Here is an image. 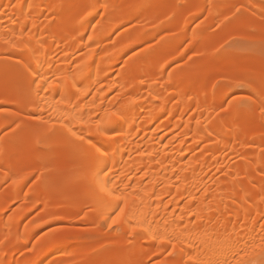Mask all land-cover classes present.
Listing matches in <instances>:
<instances>
[{
    "label": "bare ground",
    "instance_id": "bare-ground-1",
    "mask_svg": "<svg viewBox=\"0 0 264 264\" xmlns=\"http://www.w3.org/2000/svg\"><path fill=\"white\" fill-rule=\"evenodd\" d=\"M28 1L0 0V54L20 53L18 64L13 67V79L0 85L1 97L12 84L15 92L25 93L26 96L23 95L33 106L47 103L53 112L49 120L54 124L49 135L64 138L57 152L71 151V140L81 139L84 164L88 166L92 161L99 160L89 176L96 190L89 199L86 198L84 207L98 205L106 210L107 216L118 211L116 220L119 219L121 228L127 232L139 228L150 247L159 246L155 251L151 249L142 253L132 245L115 247L105 239L83 246L79 242L53 238L52 244H55L40 254L39 261L33 264H42L45 257L61 247H68L69 252L59 264H80L79 255L84 256L90 250L97 252L93 264L117 263L119 251H125V256L138 254L132 264H148L153 256L166 250H171L175 256L172 264H230L241 251L246 254L263 250L264 104L252 105L239 113L240 102H235L225 114L216 115L217 109L224 104L225 90L236 75V67L215 78L205 68L191 78H188L184 67L169 74L166 69L179 59L178 52L187 38L191 40V47L204 49L209 46L203 43L200 33L190 36L187 27L205 13L208 4L212 21L223 19L225 12L233 8H260L264 13V7H259L257 0H173L171 6L170 0H144L136 8L132 7V0H123L117 5L114 0H62L61 3L59 0H34L36 5L32 0L27 5ZM161 1L165 2L156 11V14H166L161 25L153 29L154 32L140 37L133 34L130 43L119 52L107 47L100 53V47H97L99 40L87 35L88 32L93 33L89 31L92 28L94 33H100L96 30L103 19L118 18L120 22H117L118 25L115 23L110 32L112 34L123 23L138 20L143 8L151 9L152 4ZM11 5L14 7L10 8ZM60 9L65 12L44 20ZM151 12L149 10L148 17H152ZM122 17L124 19L119 20ZM183 20L184 24L179 27ZM178 27L176 44H165L166 57L159 68L151 66V56H139L134 58L128 70L129 75L134 76H125L129 79L126 82L128 85H121L119 80L107 82L113 65L121 61V55L126 50L160 30ZM252 35L255 40L264 38V22ZM226 42L228 40L220 41L219 50ZM85 50L90 52L87 57L82 54ZM60 52L64 53L60 56ZM262 64L247 70L264 83ZM93 74L96 75L95 80ZM121 75L124 77L125 73ZM116 90L121 95L130 96V100L109 102L108 96ZM253 91L262 95L264 103V87ZM20 101L21 98L15 95L8 104L18 106ZM97 102L99 116L97 112L86 111L87 107L95 108ZM191 111L198 112L197 118H206L197 122L191 116L186 121L184 133L191 135V144L185 141L175 146L159 134L160 130L174 132L181 129L183 118ZM256 112L261 114L254 121ZM15 115L10 113L4 125L1 124L0 137L3 128L19 122ZM12 137L0 138V166L7 170L1 183L14 180L21 173L19 159H11L10 153L16 149ZM39 139L37 144L30 142L32 147L40 146ZM191 152L198 153L189 159ZM235 154L242 156V162L230 166L229 158ZM109 155L112 157L108 161L106 156ZM108 164L116 176L112 182L109 174L100 175ZM47 165L42 159L18 183L16 192H24L28 181L41 175ZM57 168L52 164L49 176L55 177ZM75 170L74 173L79 174V169ZM67 171L71 172V169ZM221 172H226V179H216ZM78 176L74 177L75 185L84 180V177ZM48 193L44 194L43 202L20 216L18 229L22 228L20 223L23 218L49 202L53 193ZM15 198L2 209L5 221L2 225L7 229L11 226L6 212L17 200ZM32 238L33 234L24 243ZM229 244L232 245L231 250L227 248ZM0 264L13 263L10 258L6 262L0 261Z\"/></svg>",
    "mask_w": 264,
    "mask_h": 264
},
{
    "label": "rangeland",
    "instance_id": "rangeland-1",
    "mask_svg": "<svg viewBox=\"0 0 264 264\" xmlns=\"http://www.w3.org/2000/svg\"><path fill=\"white\" fill-rule=\"evenodd\" d=\"M29 1L27 2V5ZM61 1L62 0H59V3H61ZM122 1L123 0H114L113 3L117 5ZM257 1L259 7H264V0ZM143 2L144 0H132L131 4L132 7L136 8L137 6H141ZM164 2L165 1H161L152 4L151 9L143 8L140 11V18L138 20L123 23L120 27L115 28L112 34L110 33L111 30L116 26L117 22H120L117 20L118 18L103 19V22L97 27L98 30H96L100 33H94V28H92L89 31L93 33L88 32L87 35L90 38L93 37L95 40L97 38L96 41L99 40L98 43L100 42V46L98 44L97 47H100V53L102 52V49L107 47L110 50L111 48H114L113 52H119L130 43L129 40L132 39L133 34L140 37L149 32H154V30L161 25L166 14H156V11L164 4ZM172 2L173 0L169 1L170 6ZM34 4L36 5L37 3L35 2ZM13 5L15 6V4ZM208 5L205 7V13L187 27L190 36L195 32L200 33L203 43H208L209 46L204 49L197 46L191 47V40L190 38H187L178 52L180 55L177 54V58H179L177 59L178 61L175 60L167 67V73L169 74L178 68L184 67L186 68L188 78H191L196 72L205 68L206 71H209L215 78L224 74L229 68L236 67L234 73V75H236L231 79V83L225 90V95L227 96L224 99V104L217 109L216 115L225 114L235 102H240L238 107L239 113L252 107V105L258 103L264 104L262 95L256 94L253 91V89L258 91L262 90L264 83L263 81L260 82L255 74L250 75L248 73L249 70H247L249 67H258L264 63V38L255 40L251 37V35H254L263 24L264 13L260 8L250 7L249 9L245 8L246 10L244 8L243 10L233 8L232 11L225 12L223 19L212 21ZM14 6L10 8H13ZM10 8L9 12L11 10ZM14 10L15 9H12V11ZM149 10L150 12L152 10V17H148L150 16ZM63 11L64 9H60L55 10V13H50L51 15L46 14V16H48L46 17L44 15V17H46L44 20L47 18H55ZM191 12H193V9L188 13V18ZM122 15H126V13H122ZM83 16L85 17V13ZM125 17L126 16H124V18ZM124 18L122 17L119 20H123ZM183 22L184 20L180 22L179 27H182L181 24ZM179 27L177 29L165 28L160 30L152 37L142 41L139 45L129 49V51L126 50L127 52H124L121 55V61L116 65H113L107 82L110 81L109 83H114L119 80L118 82H120L121 85H125L126 82H129V79L127 78L134 76L129 75V67L134 63L132 62L134 58L139 56H151V59H149L151 60V66L159 68L166 57L167 45L165 44L168 42H174L173 44H176L175 40L178 38ZM79 29L81 30V28ZM223 40L224 42L225 40H228V42L224 43L225 45L222 46V50H219L220 41L223 42ZM61 53L62 52L59 54L60 56ZM88 53L90 52L87 50L82 52L85 57H87L86 55ZM19 55V52L0 54V85L6 83L8 80L11 82L10 80L13 79L12 71L14 70L13 67L18 64ZM74 59L76 61V57H74ZM57 62L59 64L60 60L58 59ZM262 65L264 66V64ZM122 72L123 74L125 73L124 77L121 75ZM94 76L96 75L93 74V78ZM125 76H127V78H125ZM23 94L26 96V94L22 92L16 93L14 86L10 84L3 95L4 97L2 96V98L0 95V99H6L4 100L6 102L7 99H10L11 101V98L15 97V95L21 98V103L18 106L8 104L10 101H8L7 104L6 102L4 103L3 100L0 102V127H3L7 120V116H9L10 113H16L15 116L18 117V123L3 128V134L1 133L0 138H3L4 136L10 138L13 136V146L16 149L10 153L11 159H19L18 163L21 165V173L18 175L19 177L14 180L9 179L4 183H1L2 177L7 170L0 166V261L6 262L11 258L13 264H17L21 261L25 264H33L37 262V260L39 261L40 254L42 255L55 244V242L52 244L53 238L65 239L71 243L72 241L75 243L79 242L83 246L98 239H105L112 242L115 247H118L120 244L128 247L132 245L142 253L150 251L151 249L153 251L159 249L157 244L153 248L150 247V244L147 242V238L141 229L135 228L132 231L127 232L121 228L120 224H118L119 219L116 220L118 218V211L111 212L110 215L107 216L106 210H103L98 205L92 204L86 208L84 207L85 200L89 199L92 193H94V190H96L89 181V176L99 160L92 161L88 166L84 164L85 156L82 151L83 146L80 144L81 139L71 140V151L58 153L57 150L61 146L60 143L64 138L59 135L54 137H50L49 135L54 125L49 120L50 115L53 113L50 106L47 103L42 102V104L35 107L31 104L29 99L27 101V98ZM94 96L95 95L93 94L92 97ZM215 98L218 99V95H215ZM108 99L109 102L117 99L124 101L130 100V96L121 95V92L116 90L108 96ZM95 105V108H92L93 106L87 107L86 111L92 114L96 113L98 111L99 102ZM197 113V111L188 112L183 118V127H181V129L174 132L160 130L159 134L165 136L166 141H172L175 146H178L185 141H187L188 144H191L193 142L191 135H186L184 133L186 121L191 116H193L194 121L197 122L206 119L205 117L197 118ZM260 114V112H256L254 116L255 118L253 117L254 121L258 120ZM96 115L99 116L98 112ZM160 123L161 121H159L157 125L159 126ZM38 139L41 140L40 146L35 145L37 147H32V145L39 143L37 141ZM30 142L33 144L31 145ZM41 152L44 153V156L42 155L43 157L41 156ZM198 152H194L195 154L191 152L190 154L192 155H188V158L190 159L192 156L194 157ZM110 156L112 157V155L106 156L108 161L111 159ZM42 159L48 164L47 167L44 168L41 175L32 177L28 181L25 191L18 194L16 192L18 183L22 181L24 176L33 171L34 168H36V165L40 164ZM229 160V165L232 166L242 162V156L235 154L230 156ZM27 162L30 163L27 164ZM52 164H55L58 167L56 169L58 172L55 177L49 176L48 174ZM67 169H71V172L67 171ZM75 169H77V171L79 169V174L74 173L76 171ZM105 169L108 170L107 174L110 175V181L112 182L113 180H116L111 165L108 164ZM78 175H81V178L84 177V180L75 185L76 183H73L74 177ZM226 178V172H221L216 175V179ZM50 191L53 193V197H50L51 199L49 202L47 201L44 206H40L35 212L23 218L20 223L22 228L18 229L17 220L20 216L37 203L39 204L40 202H43L44 194L46 196ZM15 197H17V200H15V203H13L6 212L11 226L10 229H7L2 225L5 223L2 216V209L8 202L11 203ZM113 220H116V223H113ZM32 234L33 238L29 242L24 243V241H26V239ZM227 248H230L229 250H231L232 245L229 244ZM68 252V247H61L59 251L57 250L45 257L42 264H59L66 258ZM124 253L126 252H118L119 257L116 259H120L117 263H114V261H107L106 264H132L135 259L138 258V254H127L125 256ZM96 255L97 252L90 250L89 253L84 256L79 255L78 261L80 264H93L92 261L95 260ZM174 258L175 256L171 250H166L163 253L158 254V256H153L148 261V264H172ZM230 264H264V249L260 251L256 250L252 253L249 251L246 254L241 251L239 254L235 255L234 262Z\"/></svg>",
    "mask_w": 264,
    "mask_h": 264
},
{
    "label": "snow or ice",
    "instance_id": "snow-or-ice-1",
    "mask_svg": "<svg viewBox=\"0 0 264 264\" xmlns=\"http://www.w3.org/2000/svg\"><path fill=\"white\" fill-rule=\"evenodd\" d=\"M112 115H115V113H112ZM110 134H112V133H110ZM115 134H118V133H115ZM97 151H99V149H97ZM107 171H108L107 169H104L103 172L100 173V175H101V176H105V175H107ZM112 222H113V223H116V220H113Z\"/></svg>",
    "mask_w": 264,
    "mask_h": 264
}]
</instances>
